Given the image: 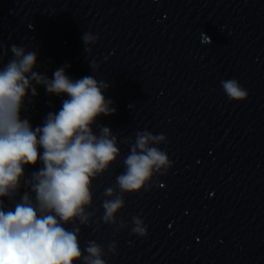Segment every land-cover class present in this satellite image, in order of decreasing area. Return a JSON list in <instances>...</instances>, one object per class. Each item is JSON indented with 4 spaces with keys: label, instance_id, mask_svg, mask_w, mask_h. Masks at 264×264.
Returning a JSON list of instances; mask_svg holds the SVG:
<instances>
[{
    "label": "clouds",
    "instance_id": "clouds-1",
    "mask_svg": "<svg viewBox=\"0 0 264 264\" xmlns=\"http://www.w3.org/2000/svg\"><path fill=\"white\" fill-rule=\"evenodd\" d=\"M98 39L83 33L85 51L91 53L87 46ZM203 39L208 41L207 36ZM10 50L13 58L0 68V264H107L101 244L90 240L82 251L79 237L81 225L91 227L95 215L89 211L93 181L121 155L117 136L98 124L99 117L116 114L114 101L104 95L110 85L91 75L73 80L65 72L70 65L55 70L49 79L33 70L36 52L17 45ZM90 67L95 71L99 65L93 61ZM33 81L49 95L68 97L36 127L21 115L25 101L38 96ZM221 86L230 102L249 98L236 79L222 80ZM167 143L164 134L135 132L123 159L124 171L116 176L120 194L114 195L112 187L104 190L105 196L114 197L102 202L100 220L105 225L115 226L117 232L130 227L133 235L148 236L139 216L132 217L131 226L117 217L125 208V194L150 191L155 178L173 167L167 151L159 147ZM37 164L42 166L26 175V167ZM108 250L115 254L116 244L110 243Z\"/></svg>",
    "mask_w": 264,
    "mask_h": 264
}]
</instances>
